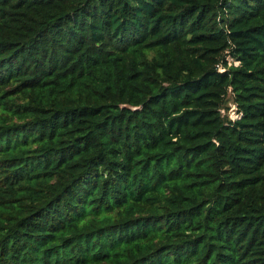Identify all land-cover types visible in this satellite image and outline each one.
I'll return each mask as SVG.
<instances>
[{
    "label": "trees",
    "instance_id": "obj_1",
    "mask_svg": "<svg viewBox=\"0 0 264 264\" xmlns=\"http://www.w3.org/2000/svg\"><path fill=\"white\" fill-rule=\"evenodd\" d=\"M0 264H264V0H0Z\"/></svg>",
    "mask_w": 264,
    "mask_h": 264
},
{
    "label": "rangeland",
    "instance_id": "obj_2",
    "mask_svg": "<svg viewBox=\"0 0 264 264\" xmlns=\"http://www.w3.org/2000/svg\"><path fill=\"white\" fill-rule=\"evenodd\" d=\"M225 115L231 116L232 118L236 116V104L234 102L233 96L230 95L228 102H227V108L225 107Z\"/></svg>",
    "mask_w": 264,
    "mask_h": 264
},
{
    "label": "built area",
    "instance_id": "obj_3",
    "mask_svg": "<svg viewBox=\"0 0 264 264\" xmlns=\"http://www.w3.org/2000/svg\"><path fill=\"white\" fill-rule=\"evenodd\" d=\"M235 64H238V62L236 61ZM220 70H221V71H224L225 68H224V67H221ZM236 107H237V106H236ZM221 111H222V113L224 114L225 109L223 108V109H221ZM240 116H241V114H239V113L237 112V109H236V116L233 117V118L230 116V118L234 120V119H236V118H240Z\"/></svg>",
    "mask_w": 264,
    "mask_h": 264
}]
</instances>
